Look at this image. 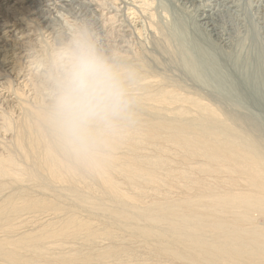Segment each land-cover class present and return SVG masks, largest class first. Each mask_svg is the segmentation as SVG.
Instances as JSON below:
<instances>
[{"label": "bare ground", "instance_id": "1", "mask_svg": "<svg viewBox=\"0 0 264 264\" xmlns=\"http://www.w3.org/2000/svg\"><path fill=\"white\" fill-rule=\"evenodd\" d=\"M23 1L38 34L22 42L26 29L13 32L12 55L26 61L14 78L0 68V264H133L120 257L133 249L137 264H264V225L255 224L256 214L264 218V0ZM85 25L132 74L140 117L128 139L89 160L72 155L49 121L60 49ZM146 45L171 67L177 55L192 85L160 76L142 55ZM189 92H220L235 109ZM237 124L256 149L237 141ZM171 146L201 155L197 167L210 176L176 165ZM164 176L199 190L173 197L152 188L165 193L152 204L138 182L169 188ZM165 253L173 261H161ZM144 254L156 260L144 263Z\"/></svg>", "mask_w": 264, "mask_h": 264}, {"label": "clouds", "instance_id": "2", "mask_svg": "<svg viewBox=\"0 0 264 264\" xmlns=\"http://www.w3.org/2000/svg\"><path fill=\"white\" fill-rule=\"evenodd\" d=\"M54 73L49 121L72 155L92 159L137 129L132 74L103 56L87 32L60 49Z\"/></svg>", "mask_w": 264, "mask_h": 264}, {"label": "rangeland", "instance_id": "3", "mask_svg": "<svg viewBox=\"0 0 264 264\" xmlns=\"http://www.w3.org/2000/svg\"><path fill=\"white\" fill-rule=\"evenodd\" d=\"M24 2L25 1H23V0H22V2L20 0H0V21L1 22L7 21V23H5L6 25H3L4 26L3 28L5 29L4 31L6 33H4V35L2 34V32L0 33L3 35L2 38L0 35V58L2 57L3 53L6 52V54H7V56L5 55L6 59L3 61L4 65L2 63H0V66H1L0 68L2 70L6 71L7 73L10 72L11 75L13 74L12 75L13 78H14V75H15L14 73L16 70L15 67L19 66L22 62L26 61V58L20 57L18 60L14 59V56L16 54H18L19 49L16 46L14 47L15 50H13V48L12 49L10 48L9 44H13L14 39H15L14 37H12V33L13 32L18 33L19 30H21V29L25 30L26 29V31H24L25 34L23 36H21L22 42H26L28 40L27 37H30V34H32V37H35L38 34V31L32 32L33 27L31 25H33V23L27 19L34 17V15H32L31 12H27L26 9H24L27 5V3H24ZM129 2H131V1L129 0ZM20 7H22V8H20ZM94 14L96 15L97 11L94 12ZM143 14L144 13L140 14L139 20L141 21L142 26L144 25V29H145L144 31L147 34H149V36H150L151 34L149 32V27H148L149 24L147 25V23H149L148 21L151 19L149 18L150 16L148 15V13L147 14L145 13L144 15ZM125 15L123 14V16H125ZM145 15H147L146 17H148L149 19H147L145 17ZM24 17H26L27 19H25ZM142 17L143 18L145 17V19H147L148 21L147 20L143 21ZM61 18H63V17L61 16ZM122 18L125 20V17H122ZM128 19H130V18L128 17ZM64 24H65V22H64ZM117 24L118 23H116L114 25H117ZM23 25H25L26 27L25 28L22 27ZM85 26L82 29V30H84V29L85 30L82 32H87V30H88L87 34L90 36L91 40L96 45L99 52L103 56L108 58L111 62L114 61V59H117L118 55L108 51L109 49H108V46L106 45L107 43L103 39L101 40L100 38H98L100 36V34L98 33V31L95 28H93V25H92V27H91V25H85ZM146 28H148L147 29L148 32L146 31ZM28 29H31V30L28 31ZM118 29H119V27L115 26L114 31L119 32V31H116ZM27 33L29 34V36L28 35L25 36ZM146 33H145V35H146ZM18 35L20 37V34H17V36ZM137 40H138L137 43L139 42L137 45H139V47H140V45H141L140 43L142 41L139 39H137ZM33 42H35V41H33ZM36 42H38V40H36ZM3 44H5V46L7 45V48L5 46L2 47ZM173 49L177 53L176 47H173ZM12 52H15V55L14 54L12 55ZM114 54H115V56H114ZM111 55H112V57H111ZM142 55L145 58V60L147 61L148 65L152 68H155L160 73V76L165 77L166 79H169V80L181 78L185 81V84L187 86L192 85V82L188 78L187 74L185 72H183L182 61H178L180 59L177 58V55H175L173 53L171 55V57L175 61V64L177 67H171V64L169 63V60L166 57V54L163 52L161 55H159L157 49H155L151 45H146V46L142 47ZM15 61H17V65L14 64ZM12 68H13V70H12ZM35 69L36 68H32L31 71H34ZM22 71H24V74L27 73L26 69L22 70ZM25 79H28V76H25ZM18 80L21 81L22 78H19ZM18 80L16 82H19ZM34 82H37V81L35 80ZM192 88H194V86ZM26 93H27V95H29V94L31 95V91H27ZM189 93L200 95V96L206 98L207 100H210L213 104H216L217 107L222 106L221 104H223V105L227 106L228 108H231L232 110L235 109V107L233 106V103H231L228 100V98H227V100H228L227 101L226 98L222 94H220V92H189ZM233 116L236 119L242 118V111H240V109H239L238 111H236V113ZM16 120L17 119L15 118V120L13 122V126H15ZM260 127H262V129H264V126H260ZM195 128H197L196 124H195ZM233 128H234V131L237 133V136H235L237 141L244 142L243 146L248 148V149H250V148H251V150L256 149V148L253 149L254 144H249L241 138V134L243 133L244 127L240 126V124H237ZM170 144H172V143H170ZM170 144H165V146H168ZM259 148L260 149H258V152L262 155V158H264V143L259 144ZM171 149L173 151H175V153L172 154L171 156L172 157L174 156V158H177L180 162V163H176V165L183 166L184 169H188L189 172L193 173L195 176H198V177H202V175H206L208 177L210 176L209 173H207V172H205V171H203L197 167V162H200L203 159V157L201 155L187 156L184 153V151L181 149H176L174 146H171ZM191 167H193V169ZM162 179H165V184L169 188L163 186V184H164L163 180H161V184H162L161 186H157L156 184L149 185L147 182H138L137 177L134 178V181L138 182L142 186L143 185L145 186L144 187V190L146 193L145 199H152L153 200L152 204H157L158 201L162 200V198L165 196V193L157 192L154 190L155 188H157L158 191H159V189H163V190H165L166 193L171 192V196H173V197L184 196L183 194L192 195L193 193H197V191L199 190V187L197 184H191L189 182H184L183 180L177 181V180L166 178L165 176ZM121 182L123 183V186L125 188L130 189L128 191H131V187H129L128 184H126L124 181H121ZM141 188L143 189V187H141ZM152 188H154V189H152ZM102 195L105 197H108L107 193H103ZM152 204H150V205H152ZM102 206L104 207V205H102ZM101 214H103V213L101 212ZM89 218L96 219L93 215H89ZM96 220L100 224L103 223V224H101L102 226H105V227L119 233V228L116 225L111 224L109 221H104V220H106L105 218H103L102 220H98V219H96ZM255 224H256V226H259V227L264 225V218L261 214L255 215ZM144 256H145L144 263H147L149 261L148 259L156 260V257H154L153 255L147 256V254H144ZM120 257L122 259H127L129 257L132 258L133 264H137L138 260L140 259V257L137 256V249H133L131 251L128 250L126 252H123L122 254H120ZM159 259L163 262L173 261L167 253L160 255Z\"/></svg>", "mask_w": 264, "mask_h": 264}]
</instances>
